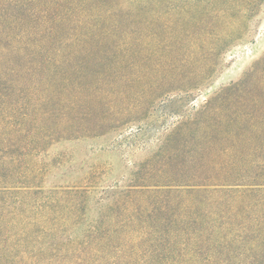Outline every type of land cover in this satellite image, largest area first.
<instances>
[{"label": "trees", "instance_id": "trees-1", "mask_svg": "<svg viewBox=\"0 0 264 264\" xmlns=\"http://www.w3.org/2000/svg\"><path fill=\"white\" fill-rule=\"evenodd\" d=\"M161 1L0 0V264H264V116L181 122L178 146L171 147L173 137L166 145L180 161L164 164L156 185L138 184L136 175L134 185L99 199L104 204L90 219L87 190L34 191L15 157L7 158L9 148L47 137L26 129L25 119L35 129L36 119L23 111L26 105L34 113L33 101L52 100L47 115L57 106L81 113L85 137L89 127L115 128L142 110L119 111L112 80L121 75L118 62L99 53H127L128 30L152 12L147 4ZM251 3L211 0L190 15L199 22L214 11L227 18ZM64 49L71 54L60 90L61 63L49 55ZM104 60L106 73L96 71ZM74 74L86 86L71 93Z\"/></svg>", "mask_w": 264, "mask_h": 264}, {"label": "rangeland", "instance_id": "rangeland-1", "mask_svg": "<svg viewBox=\"0 0 264 264\" xmlns=\"http://www.w3.org/2000/svg\"><path fill=\"white\" fill-rule=\"evenodd\" d=\"M209 1L149 3L147 10L152 12L128 30V52H111L114 59L107 57L109 51L99 53L118 62L121 75L112 80L119 111H123L122 107H142L136 115L122 114L124 118L115 128L100 131L89 127L92 136L85 137L81 113L72 115L57 106L47 115L52 100L33 101L34 113L25 110L24 105L23 111L36 119L35 129L25 119L26 129L34 137L47 135L32 146L6 151L10 153L7 158L16 159L13 166L30 177V184L25 185L54 196L67 188L87 190L92 200L90 219L96 207L104 204L98 203L99 199L105 201L123 187L134 185L136 175L142 178L138 184L156 185L157 171L164 164L171 163L166 166L170 168L180 161L176 152L169 155L167 143L173 137L171 147L178 146L175 136L185 130L179 129L181 122L219 114L264 116V0H246L252 1L248 9L239 14L231 12L227 18L214 11L199 22L190 15ZM216 5L218 9L222 7ZM156 11L160 14H154ZM70 52L64 49L49 55L61 63L55 69L60 90L66 87V58ZM108 67L104 60L95 70L106 73ZM72 77L70 92L77 86H86L82 77ZM62 96L66 99L64 91ZM69 116H74V122L67 123ZM68 130L74 132L66 133ZM61 240L66 241V236Z\"/></svg>", "mask_w": 264, "mask_h": 264}]
</instances>
